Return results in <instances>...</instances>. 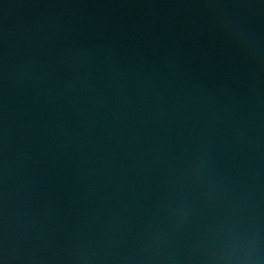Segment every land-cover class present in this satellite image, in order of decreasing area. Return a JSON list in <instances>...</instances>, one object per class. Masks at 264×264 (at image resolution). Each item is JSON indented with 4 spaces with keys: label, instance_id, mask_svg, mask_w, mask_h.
Returning a JSON list of instances; mask_svg holds the SVG:
<instances>
[{
    "label": "water",
    "instance_id": "water-1",
    "mask_svg": "<svg viewBox=\"0 0 264 264\" xmlns=\"http://www.w3.org/2000/svg\"><path fill=\"white\" fill-rule=\"evenodd\" d=\"M66 1L68 0H0V24L4 25Z\"/></svg>",
    "mask_w": 264,
    "mask_h": 264
}]
</instances>
